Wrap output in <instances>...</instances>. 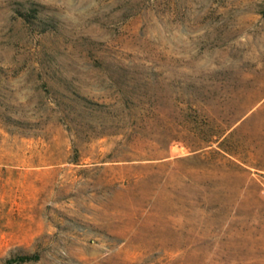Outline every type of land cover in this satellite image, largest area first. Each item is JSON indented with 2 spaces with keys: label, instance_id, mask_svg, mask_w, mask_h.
<instances>
[{
  "label": "rangeland",
  "instance_id": "1",
  "mask_svg": "<svg viewBox=\"0 0 264 264\" xmlns=\"http://www.w3.org/2000/svg\"><path fill=\"white\" fill-rule=\"evenodd\" d=\"M0 112V264H264V0H0Z\"/></svg>",
  "mask_w": 264,
  "mask_h": 264
},
{
  "label": "trees",
  "instance_id": "2",
  "mask_svg": "<svg viewBox=\"0 0 264 264\" xmlns=\"http://www.w3.org/2000/svg\"><path fill=\"white\" fill-rule=\"evenodd\" d=\"M251 106L252 104L242 107L237 116L223 128L217 129L215 124L210 123V130L208 128L206 144L210 145L215 142L214 149L218 150L222 155L233 157V162L236 165L253 166L258 168L256 162H253L250 158L248 160L240 156L236 144L238 131L250 120V117L253 115V111H249ZM0 116L5 117L2 112H0ZM34 257V254H18L9 256L4 260L3 264H14L28 259H33Z\"/></svg>",
  "mask_w": 264,
  "mask_h": 264
}]
</instances>
